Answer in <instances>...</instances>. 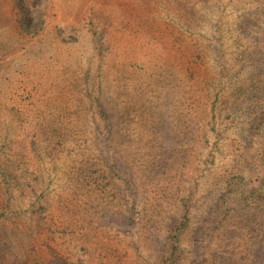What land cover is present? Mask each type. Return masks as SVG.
<instances>
[{
	"label": "rangeland",
	"instance_id": "374dc122",
	"mask_svg": "<svg viewBox=\"0 0 264 264\" xmlns=\"http://www.w3.org/2000/svg\"><path fill=\"white\" fill-rule=\"evenodd\" d=\"M0 213V264H264V0H0Z\"/></svg>",
	"mask_w": 264,
	"mask_h": 264
},
{
	"label": "trees",
	"instance_id": "16d2710c",
	"mask_svg": "<svg viewBox=\"0 0 264 264\" xmlns=\"http://www.w3.org/2000/svg\"><path fill=\"white\" fill-rule=\"evenodd\" d=\"M0 216H1V213H0ZM184 223V221H183ZM182 224V223H181ZM170 244H172V247L170 246L171 248V255L170 257H173L175 259V253H176V250L178 249L177 246H178V236H176V233L171 235L170 237ZM65 262V259L59 255V254H55L54 256H52L47 262L46 264H63Z\"/></svg>",
	"mask_w": 264,
	"mask_h": 264
}]
</instances>
